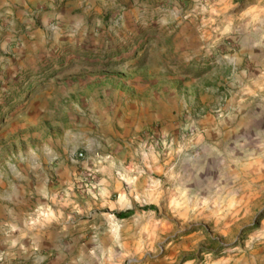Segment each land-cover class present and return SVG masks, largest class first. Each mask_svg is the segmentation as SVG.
Here are the masks:
<instances>
[{"label": "rangeland", "instance_id": "374dc122", "mask_svg": "<svg viewBox=\"0 0 264 264\" xmlns=\"http://www.w3.org/2000/svg\"><path fill=\"white\" fill-rule=\"evenodd\" d=\"M51 261L264 264V0L0 2V264Z\"/></svg>", "mask_w": 264, "mask_h": 264}, {"label": "crops", "instance_id": "0c3cea01", "mask_svg": "<svg viewBox=\"0 0 264 264\" xmlns=\"http://www.w3.org/2000/svg\"><path fill=\"white\" fill-rule=\"evenodd\" d=\"M27 1H30V0H0V2H4V4H8L9 6L11 5L12 7H15L16 9H22L23 7V4H27ZM37 1L38 3L42 4V3H47L48 0H35ZM63 9H66V6L63 5L62 6ZM245 115L244 113H239L238 115H236V122H240V121H243L245 119ZM249 117V114L247 115ZM103 120L105 122H108L105 120V118H103ZM220 120V119H219ZM103 126H101L102 128ZM204 127H207V125H205ZM95 143H97L95 145ZM74 144V143H73ZM132 144L131 143H128L126 141H117V142H106V143H103V142H100V141H94V142H90L89 145H86V149H87V153H91L92 155H97L98 157H101L100 156V153H102L101 155H105L104 157V160L106 163L108 158H112L113 162L115 161H118L119 163H122L123 160H126L128 158V156L131 154V153H147V152H139V150L137 148H135V150H133L132 148ZM75 151V146L72 145V147L69 148V151H67L68 153H74ZM103 153H108V154H103ZM103 157V156H102ZM91 162H93L91 165L93 169H95V167L98 165V161L95 162V160H92ZM112 162V163H113ZM118 164V163H116ZM90 166V167H91ZM100 166V165H98ZM117 170V168H115V165L110 167L108 165L102 167V168H99V170H103L102 171V176L100 177V180L98 183H100V187H99V190H98V196L94 197V198H90L89 201H86V203H83L81 205V207L79 208L80 210H83V208L85 207H88L89 204H98L99 202L102 203V204H105V197L103 194H106L107 195V191L109 190L107 188V186L112 183L111 182V179L113 177V172L114 170ZM120 172V171H118ZM106 175V176H105ZM73 196H76L75 194H73ZM77 197V196H76ZM105 201V202H104ZM78 206V205H77ZM76 207V206H74ZM76 231H85L87 230L86 227H73ZM73 229V230H74ZM72 230V229H71ZM59 232V235H63L65 233L64 229H61ZM71 250V249H69ZM80 260H83L85 259V255H82V253L85 252V248H82L81 251H80ZM49 264H61L59 263L58 261H51Z\"/></svg>", "mask_w": 264, "mask_h": 264}, {"label": "trees", "instance_id": "16d2710c", "mask_svg": "<svg viewBox=\"0 0 264 264\" xmlns=\"http://www.w3.org/2000/svg\"><path fill=\"white\" fill-rule=\"evenodd\" d=\"M145 208H150V206H146ZM132 211H133L132 209H129L127 211L118 212L117 215L119 218H125V217L129 216L132 213Z\"/></svg>", "mask_w": 264, "mask_h": 264}, {"label": "built area", "instance_id": "2783aa9c", "mask_svg": "<svg viewBox=\"0 0 264 264\" xmlns=\"http://www.w3.org/2000/svg\"><path fill=\"white\" fill-rule=\"evenodd\" d=\"M82 156V154H80Z\"/></svg>", "mask_w": 264, "mask_h": 264}]
</instances>
